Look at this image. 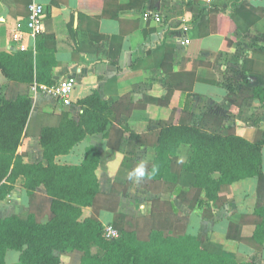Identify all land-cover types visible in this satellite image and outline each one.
Segmentation results:
<instances>
[{"label":"crops","instance_id":"crops-1","mask_svg":"<svg viewBox=\"0 0 264 264\" xmlns=\"http://www.w3.org/2000/svg\"><path fill=\"white\" fill-rule=\"evenodd\" d=\"M33 1L44 5L41 31L54 37L53 46L57 48L54 79L73 75L77 82L68 105L42 90L34 92L18 149L25 162H44L38 137L48 116L58 122L59 113L67 111L78 121L82 112L78 101L94 90L109 102L123 95L166 97L170 109L191 111L195 122L217 116L224 126H235L236 134L251 142L264 132V103L254 97L246 98L241 105L228 100L229 95L243 88L264 86V74L243 68L254 49L264 50V0H245V6L257 17L249 27L238 14L233 18L211 10L214 6L228 8L232 1L239 0H0V50L14 53L21 45L34 48L35 34L27 30L26 24ZM17 31L20 40L12 38ZM214 38L217 45L209 42ZM202 39L206 40L204 46L194 57H187L189 42ZM229 40L231 45L224 50L222 46ZM8 85L0 69L1 95ZM161 125L162 121L154 118L146 132L125 131L119 149L108 147L103 133L87 134L57 161L80 164L86 147L93 145L101 152L97 174L102 193H110L114 182L125 184L127 176L131 177L132 187L128 186L119 209L101 213L99 219L104 226L114 223L124 228L126 216L169 223L181 233L205 239L213 252L228 257L242 255L264 264V244L258 250L240 240L253 236V214L264 200V146L260 176L223 184L215 200H208L202 191L195 206L184 204L175 194L163 190L161 183L146 188L141 177L134 175L141 164L144 171L153 166ZM192 152L190 144L183 143L177 155L186 163ZM23 178H17L15 188L0 201V218L13 214L27 218L29 198ZM193 183L192 174L182 175L181 186L190 188ZM135 188L146 199L133 193ZM37 191L46 192L43 185ZM170 204L175 209L165 211ZM93 214L92 207H85L81 218ZM92 252L102 253L95 245ZM60 259L61 264H77L70 256Z\"/></svg>","mask_w":264,"mask_h":264},{"label":"trees","instance_id":"trees-1","mask_svg":"<svg viewBox=\"0 0 264 264\" xmlns=\"http://www.w3.org/2000/svg\"><path fill=\"white\" fill-rule=\"evenodd\" d=\"M211 10L216 15L233 18L238 14L248 27L257 20L245 6V0L232 1L225 9L214 6ZM53 38L39 31L33 49L14 53L0 50V69L9 81L5 94H0V201L8 197L20 176L25 179L29 198L27 218L17 214L0 218V264H8L5 259L9 250L19 252L22 264H61L62 256H70L77 264H257L242 255L228 257L213 252L205 239L151 219L126 216V225L119 229V236L108 239L99 217L103 211L119 209L130 177L127 176L125 184L114 182L111 192L104 194L97 174L101 154L97 147H86L84 159L77 165L59 163L57 158L69 154L87 134L103 133L106 145L119 149L125 131L146 132L151 120L158 119L162 121V129L156 157L153 166L144 171L142 185L151 188L152 183H161L163 190L172 192L184 204L195 206L202 191L208 200H215L223 184L262 174L264 132L251 142L236 134L235 126H224L217 116L195 122L191 111L170 109L166 97L123 95L109 102L94 90L78 101L82 108L78 121L67 111L59 113L58 122L48 116L38 137L44 162L24 161L18 149L32 111L34 92L57 82L54 79L57 48L53 46ZM210 40L212 45L218 44L216 38ZM205 42L190 41L187 57H194ZM230 45L231 41L222 47L228 50ZM251 54L250 59L244 60V70L264 74V50L254 49ZM248 97L264 103V86L243 88L240 93L229 95L228 100L241 105ZM183 143L190 144L193 150L186 163L177 155ZM185 173L194 176L190 188L180 185ZM42 185L45 194L37 191ZM85 207H92L94 214L82 219ZM172 209L173 204L164 207L165 211ZM253 215L256 225L253 236L240 240L261 250L264 200ZM94 245L101 254L92 252Z\"/></svg>","mask_w":264,"mask_h":264},{"label":"built area","instance_id":"built-area-1","mask_svg":"<svg viewBox=\"0 0 264 264\" xmlns=\"http://www.w3.org/2000/svg\"><path fill=\"white\" fill-rule=\"evenodd\" d=\"M29 12L30 14L27 17L26 22L27 30L31 31L33 34H36L37 32L41 31L42 23L46 15L45 7L43 4L33 1L29 5ZM156 20L159 21L160 18L157 16ZM12 38L14 40H20V32H14L12 34ZM20 50H26V47L24 45H21ZM76 82V77L73 75H69L67 77L61 78L52 86H43L42 91L50 94L62 103L68 105L71 103V94L76 85ZM104 231L106 237L113 240L120 234V230L111 223H108L104 226Z\"/></svg>","mask_w":264,"mask_h":264},{"label":"rangeland","instance_id":"rangeland-1","mask_svg":"<svg viewBox=\"0 0 264 264\" xmlns=\"http://www.w3.org/2000/svg\"><path fill=\"white\" fill-rule=\"evenodd\" d=\"M130 181V180H129ZM133 183H130L129 184V186H130V188L132 187L131 185H132ZM129 188V187H128ZM128 188H127V191H128ZM127 191H126V194H127ZM133 193H135L137 196L139 195L140 197H142V198H144V199H146V197L145 196H143V195H141L140 193H139V190L138 189H134V191H133ZM126 194L124 195V196H126ZM123 196V197H124ZM122 197V198H123ZM122 200V199H121ZM120 207V206H119ZM116 212V211H115ZM125 225H126V221H125V224H124V227H125ZM118 229H121L120 227H117ZM18 254H19V252L18 251H16V250H9L8 251V253H7V262H8V264H19V259H18Z\"/></svg>","mask_w":264,"mask_h":264},{"label":"clouds","instance_id":"clouds-1","mask_svg":"<svg viewBox=\"0 0 264 264\" xmlns=\"http://www.w3.org/2000/svg\"><path fill=\"white\" fill-rule=\"evenodd\" d=\"M134 175L139 178V177H142L144 175V166L143 164H141L139 167H137L135 169V173ZM131 178V177H130Z\"/></svg>","mask_w":264,"mask_h":264}]
</instances>
